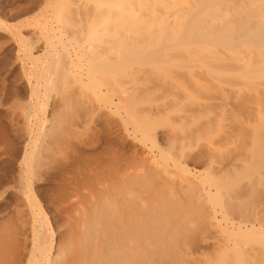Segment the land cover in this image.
<instances>
[{"label":"rangeland","instance_id":"1","mask_svg":"<svg viewBox=\"0 0 264 264\" xmlns=\"http://www.w3.org/2000/svg\"><path fill=\"white\" fill-rule=\"evenodd\" d=\"M190 2L191 0H0V126L6 132L5 136L0 132V264L17 263L20 257V237L15 232L20 229L18 226H21L19 224H22V220L26 221V217L31 227L36 229L41 227V220L47 221V227L44 221L47 229L43 228L47 231L38 228L43 236V232L53 231L55 224H62L63 232L69 228V232L66 230L65 233L70 234V238L74 236V241H69L74 246L75 239L79 237L77 223L83 208L79 198V202L73 197L66 199L76 191H72L76 184L74 175H77L75 182L78 179L80 182L77 183L80 186L76 184L75 188L82 186L81 192L77 189L79 194L89 196L94 189L91 187H96L93 179H89L91 175L94 178L96 172H103L105 170L102 169L111 168L115 161L119 163L123 160V163H128L131 173L144 174L150 170L146 166L148 164L158 167V172H169L174 180L182 177L187 169L184 173L189 175L198 189L204 190V193L208 189L204 179V161L196 164L194 158L187 159L186 155L189 152L196 155L207 142L213 143L215 139L218 140L214 143L221 142L219 139L222 133L216 132L219 130L221 106L216 101V91L211 93L210 99L205 93L204 43L199 40L180 41V37L176 38L179 25H184L187 21L186 18L182 19V15ZM100 42L103 43L100 45ZM100 48H103V52ZM33 85L35 88H32ZM63 89L64 92L60 91ZM70 89L80 93L77 95L82 103L89 100L90 103L85 105L88 106L85 109L83 107L82 113L76 107L77 112L73 107L69 113L73 118H70V123L74 126L71 125V139L73 141L78 138L74 143L79 146V153L82 154L80 162L86 161L82 164H88V167L81 163L78 165L80 167L75 166L76 171L73 167H68V171L73 169L76 174H69V177L74 175L67 178L66 183L73 179L71 183H67L71 187L67 189L63 187L66 183H59L58 186L52 181L48 182L50 176L47 178L45 175L48 168L44 169L43 163L36 167L43 172H37L33 151L38 143L35 128L39 124L40 127L41 123L28 122L26 112L29 100L35 105L38 117H41L40 113L44 108L46 111L58 109V102H61L59 99L62 100ZM33 90L37 94L39 92L37 103ZM56 95L63 97L55 100ZM206 99L211 109L208 108ZM206 118L213 121L207 125H214L211 127L214 130L211 142L206 136ZM244 118L241 117L245 122ZM69 121H64V125H69ZM219 134L221 136L217 138L216 135ZM247 143V140H242L237 150L231 146L226 148L227 151L222 150L221 157L228 162L225 164L247 155L248 149L249 155L253 143ZM22 150L27 151L23 153ZM22 158H26L27 162ZM174 159L178 160L179 166L173 164ZM98 160L99 163L96 162ZM24 163H28L26 167ZM263 164L260 166L261 170L257 168L254 173L260 185L249 179L240 180L242 183L225 186L224 190H220L222 193L215 197L214 191L202 195L205 205L199 210L188 211L182 204L176 209L173 228L181 222L187 224L186 232L181 235L174 248L181 261L171 254L152 252L142 254L137 263L264 264ZM29 168L35 171L32 172ZM20 169L30 170H24L25 179L22 177L21 182L16 179ZM82 180L84 185L81 184ZM256 185L259 187L256 188ZM251 192L257 196L250 194ZM149 200V197L141 196L138 204L145 205ZM246 200L250 201L248 205ZM243 203L248 207H242ZM239 210L247 212L240 213ZM243 213H247V216ZM212 215L221 222L214 233L206 225L207 217ZM32 219L35 220V225ZM247 221H250L251 226L254 225V230ZM228 222H234L235 226ZM238 227L242 228L240 232L237 231ZM234 228L236 232L231 231Z\"/></svg>","mask_w":264,"mask_h":264},{"label":"bare ground","instance_id":"2","mask_svg":"<svg viewBox=\"0 0 264 264\" xmlns=\"http://www.w3.org/2000/svg\"><path fill=\"white\" fill-rule=\"evenodd\" d=\"M185 11L186 12L182 15V19L186 18L187 21L184 25H179V28L176 31V38L180 37L178 38L179 40H199L201 43H204V89L205 93L208 94L207 96H209V99L211 98V93H214L215 91V94L218 93V95L216 94L217 100L216 98L215 100L221 106L219 107L221 109V114H219V130H217L216 132L219 131L220 133H222V136L221 134H219V136L216 135L217 138L221 136L219 139L221 142L218 141L220 143H214L218 139H215L213 143L207 142V145L205 147L202 148L201 146L203 150L201 149V151L196 155L189 154V152L186 155V158H194L193 160L196 162V164L204 161V179L208 187L205 193L209 194L214 191L215 193L213 192V194L215 197L216 195H219L220 190H224V188H226L227 186L242 183L240 182V180L244 181L245 179H249V181L257 182L254 173L255 171H257V168H260V166H262V164L264 163V0H191V2L188 4V7L185 8ZM102 43L100 42V45ZM73 65L75 64L73 63ZM32 88H35L34 85ZM35 90L37 91V89ZM35 90H33L32 93L36 102V97H39V92L37 94ZM72 90L69 93L67 91L66 93L68 94L64 97L62 96V100L59 99V101L61 102H58V109L46 111L44 110V108L43 111L41 110L42 112H39L41 114V117H38L34 107L35 105H33L30 100L27 105L28 109L26 112V120L30 123H37V121H39L37 124L41 123V126L39 127V124L37 128H35L36 124L34 125V128L37 130V138L35 139H37L36 141H38L33 151L35 156L33 158H35L36 162L35 168L37 166H42L41 164L43 163V165H45L43 166L45 167L44 169L48 168V171L47 169V172L45 171V175H47L46 177L48 178L50 176V178H48L50 179L48 180V182L52 181L53 184H58V186H60L59 183L63 185L64 183H66L67 178H70L74 174H76V165L78 166L80 163L82 164L83 162H86H80L82 161V154L79 153V146L74 143L75 140V142H77L78 138L75 139V137V140L73 141V138L71 139V127L73 125L70 122H72L71 119L73 120V118L70 117L71 115L69 113L71 109H74L75 107L78 108V111L82 113L81 110H84L86 107H88L85 105L90 103V100L89 102H87L85 101L87 99H83L87 103H82L78 99V97H80L78 96L80 95V93L74 92V89ZM60 91L64 92V89ZM215 94L212 95L215 96ZM57 97L62 98L61 96L56 95L55 100L58 99ZM30 98L33 99V97L31 96ZM206 100V104H208L209 106L208 108L211 109L208 99ZM215 104L216 102L214 103V106ZM21 114L24 116V113ZM242 114H244L245 116H242ZM212 117L213 116H211V118ZM241 117H245V122L242 120L243 118L241 119ZM207 118L206 120L208 121V123L206 122V125L210 122V120ZM68 119H70V121ZM64 121L66 123L67 121H69L68 124L70 123V126L66 124L64 125ZM212 122L213 121L211 119L210 123ZM25 124L27 125V123ZM210 125H207L206 136L208 138H206L211 142V139H213L214 137L213 136L211 138L212 132L214 131H212L213 128L211 127L214 125ZM0 132L2 136H5L4 134L6 132L4 133V129H2V126H0ZM34 140H32V143ZM242 140H247L248 143L251 144L253 143V149L252 145L250 144L252 150L250 154L248 155L250 151V149H248V156L245 155L243 157H237L233 161L231 160V163L229 161L230 159H228L229 164H225L228 162H225L226 159L223 160V156L221 157L222 150L225 149V151H227L226 148H228V146H231L232 149L234 147V149L237 150V148H239L238 146L240 145V141ZM25 152L23 151V153ZM225 153L227 154V152ZM30 156L31 155H29V157ZM23 157H25V155ZM233 158L231 157V159ZM25 159L22 158V160ZM183 159L184 161H187V159ZM28 160L29 158L27 159V161ZM116 160L121 161V159ZM172 161L174 165L179 166L178 160L174 159ZM96 162L99 163V160ZM26 164H23L24 167H26ZM32 166H34V163ZM82 166H86L87 168L88 164H82ZM111 166H109L111 168L108 169L107 167L104 169L101 168L105 171L96 172L97 174H95L94 178H92L93 176L91 175V178L89 179L91 181L93 179V184L95 183L96 187H91L94 189L92 190V192H90L91 194H89V196L82 195L84 193L79 194L81 192L82 186L78 187L80 190V192H78V188L75 187L76 184L80 182L79 179L78 182H75L77 180V175L73 176L75 177L74 183L76 184H74L75 187L74 189H72V191H76H73L74 193H72V191H69V193H72V195L70 196V198L69 196L68 198L66 197V199H71V197H73L78 200L79 198L80 202L79 200L78 202L85 205L84 208V206L81 204L83 208L81 210V214L79 215L77 223L79 237L77 240L75 239L76 242H74V246L70 244L74 236L70 238V234L65 233V231L69 228H66V230L64 229L63 232L61 229L62 224L60 226L55 224L53 227V231L50 229L51 232H48L49 235H46L48 233L43 232V234L46 235L45 237V235L43 236L40 234L41 231H39L38 229L40 228L42 230L45 227V220H41L40 226L42 228L38 227L36 229L35 227H31L26 217V221H24L23 219V222L21 221L22 224H19L21 226H18L20 227V229L18 231L16 230L15 232V234L18 235L17 237H20V257L17 260L16 264H138L137 262L140 261L142 254L152 252L161 255L171 254L175 259H179L180 261L182 260L181 258H178V255L174 252V248L176 244H178L181 235L186 232L187 224L185 222H181L179 225L173 228L174 226H172V223L176 215V209H178V207H180V205L182 204L188 209V211H192L193 209L199 210L201 206L205 205V199L202 196L205 194L204 190L198 189L194 185V183H192L189 175L187 176L186 173H184L187 169L182 173V177L178 178L179 180H174L169 172H158V167L156 168L153 165L149 166L147 164L146 166L150 167V170H148V167V169L145 167L148 171H143L144 174L141 175L136 174V172L133 171L132 173L129 172L130 170H128V163H123V160L119 163L115 161L111 164ZM68 167H73L75 171L73 169L68 171L70 169ZM86 168L82 169L86 170ZM21 169L16 176V179L20 180V182L24 173L26 174L24 170H29L30 168L24 170ZM36 170H38V168H36ZM39 170L37 171L38 173L40 172ZM31 171L33 172L35 171V169H32ZM72 172L74 174L69 177V174H72ZM72 180L68 182L71 183ZM82 181L81 184L84 185L85 182L83 181L82 183ZM67 183L64 184L63 187H67V189L71 188L69 184L67 185ZM246 183L248 182L246 181ZM25 184L26 183H24V185ZM90 184H92V182ZM93 184L91 186H93ZM248 184H250V182ZM258 184L260 185L261 183ZM258 187L256 185V188ZM253 188H255V186ZM252 193L254 195V192H251L250 194ZM63 194L66 195L65 193ZM141 196L143 198L149 197L150 203L148 204V201L147 203H145V205L138 204V200ZM254 196L256 197L257 195ZM250 201L246 202V204ZM79 203H77V205ZM243 204H241L242 207H248V204ZM245 211L247 212V210ZM245 211H240V213ZM243 214L247 216V213ZM213 215L209 216V218L207 217L206 219V225L208 226L207 229L209 228L212 230V232H208L211 233H214L215 229L217 230L216 227L219 225V223H221L218 222L214 218L216 216L213 217ZM38 217L40 219V216ZM30 218L29 220H31ZM45 222L47 227V221ZM249 222L247 221V223ZM231 224L235 226L234 222ZM236 224L238 226V223ZM36 225L38 226L37 222ZM65 226L63 228H65ZM239 226L242 225L239 224ZM46 227L44 229H47ZM251 228L253 229L254 225H252ZM241 229V227H238L237 231L240 232ZM232 230L236 232L235 228L231 229V231ZM243 232L245 233V231ZM40 235L41 237L43 236V238H41Z\"/></svg>","mask_w":264,"mask_h":264}]
</instances>
